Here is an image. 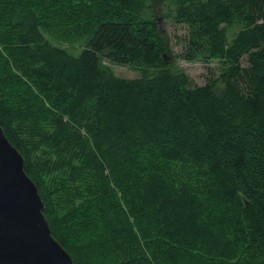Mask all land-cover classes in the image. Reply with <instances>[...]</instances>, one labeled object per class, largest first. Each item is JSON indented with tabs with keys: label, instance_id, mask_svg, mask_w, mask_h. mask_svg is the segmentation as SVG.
I'll list each match as a JSON object with an SVG mask.
<instances>
[{
	"label": "trees",
	"instance_id": "obj_1",
	"mask_svg": "<svg viewBox=\"0 0 264 264\" xmlns=\"http://www.w3.org/2000/svg\"><path fill=\"white\" fill-rule=\"evenodd\" d=\"M0 125L74 264H264V0H0Z\"/></svg>",
	"mask_w": 264,
	"mask_h": 264
},
{
	"label": "water",
	"instance_id": "obj_2",
	"mask_svg": "<svg viewBox=\"0 0 264 264\" xmlns=\"http://www.w3.org/2000/svg\"><path fill=\"white\" fill-rule=\"evenodd\" d=\"M25 158L0 125V264H74L52 234Z\"/></svg>",
	"mask_w": 264,
	"mask_h": 264
},
{
	"label": "rangeland",
	"instance_id": "obj_3",
	"mask_svg": "<svg viewBox=\"0 0 264 264\" xmlns=\"http://www.w3.org/2000/svg\"><path fill=\"white\" fill-rule=\"evenodd\" d=\"M76 10V8L69 6V2H63L62 13L66 18H61V22H59V29L54 31L56 32V34H58L59 36L65 35L64 33H62L64 27L66 26L67 30V27L71 22H73V20L80 19V15L77 17L75 16L78 13ZM157 18L161 32L167 35L171 40L170 42L173 53L181 55L185 51V40L188 34V27L186 25L177 24L173 22L172 19L166 18L165 16L158 15ZM65 22H67V24H65ZM60 44L66 47H70L68 44L62 41H60ZM72 49L76 51L78 50V46L75 45V47H73ZM105 63L109 64L115 71L116 75L120 77L136 78L140 76L139 71L131 70L126 66L113 64L108 60H105ZM243 64L247 65L245 59L243 60ZM176 65L186 70V72L191 76L195 85H204L209 81V78L213 75V72L219 74L218 67L220 66V63L218 61H213L210 65H208L201 60L188 61L183 57L178 56Z\"/></svg>",
	"mask_w": 264,
	"mask_h": 264
}]
</instances>
